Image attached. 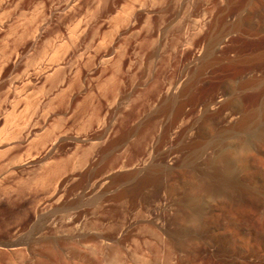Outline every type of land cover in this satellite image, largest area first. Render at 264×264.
Listing matches in <instances>:
<instances>
[{
  "label": "rangeland",
  "instance_id": "rangeland-1",
  "mask_svg": "<svg viewBox=\"0 0 264 264\" xmlns=\"http://www.w3.org/2000/svg\"><path fill=\"white\" fill-rule=\"evenodd\" d=\"M0 264H264V0H0Z\"/></svg>",
  "mask_w": 264,
  "mask_h": 264
},
{
  "label": "bare ground",
  "instance_id": "bare-ground-1",
  "mask_svg": "<svg viewBox=\"0 0 264 264\" xmlns=\"http://www.w3.org/2000/svg\"><path fill=\"white\" fill-rule=\"evenodd\" d=\"M247 25V24H246ZM246 29V28H245ZM246 118V117H245ZM226 157V156H225ZM221 185V184H220ZM49 251V250H48ZM49 257V256H48Z\"/></svg>",
  "mask_w": 264,
  "mask_h": 264
}]
</instances>
